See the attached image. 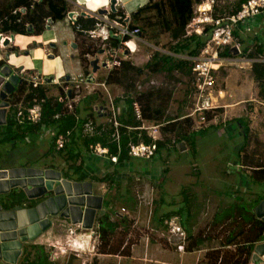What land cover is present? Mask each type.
Listing matches in <instances>:
<instances>
[{"label":"rangeland","instance_id":"374dc122","mask_svg":"<svg viewBox=\"0 0 264 264\" xmlns=\"http://www.w3.org/2000/svg\"><path fill=\"white\" fill-rule=\"evenodd\" d=\"M69 1H72V3L78 2L77 0ZM146 1L147 0H140V2L144 4L146 3ZM109 2L110 4L106 6L107 9L111 8L112 3L111 1ZM237 3L238 0H218V3H216L215 5L216 14L224 13L225 11H231ZM95 4H93L92 6H98ZM115 6L117 9H122L127 13H131L130 10H128L129 6H125V4L119 2ZM82 9H84L85 11V8ZM78 10L73 11L81 13L80 10ZM90 12L92 11H85V13ZM133 12L134 10L132 11V13ZM102 17L106 18L104 14H102ZM108 18L110 19V16H108L107 19ZM133 22L135 25L143 28L141 22L132 21V23ZM58 23H62L58 25L60 28L64 25L68 26V24L66 23L71 24L68 16ZM236 30V35L241 42L242 48H254L257 39L256 37H259L260 39H262V42H264V25H261L260 27L256 25H250L249 29H247L246 26H242L240 28L237 27ZM144 32L145 34L137 39L136 51L132 53L129 52V55L126 58L140 67L145 66L156 49H160L162 51H170V47H172L175 43L168 32L159 33L157 30H144ZM60 34L61 36L63 35L62 30L60 31ZM75 34L76 40L81 47H86L87 44L92 43L94 46H96L95 49L99 52V55L102 54L103 56H105V54H103L105 53V46L102 44V37L94 38L85 36L83 33L79 34L76 31ZM12 35L13 34L0 35V52L4 57H6L7 53L12 54L10 52L13 51V53L15 54V58L18 59L19 57L24 56L25 52L18 53V51H21V47L19 46V48L18 46L14 45V38ZM35 36L38 35H29L27 36L28 38L18 37L19 41H21L22 43V46L27 45L26 48H24L25 50L23 51L30 49L29 47L32 46V44H26L25 41L29 38H34ZM252 39L253 41L250 42V40ZM7 41L9 42L7 43ZM44 41L45 38L43 39L42 37L41 43ZM31 42L33 43V46L40 43L37 37H35ZM60 43L62 46L60 50H50V52L52 53L58 54L59 52H61V54L58 58H56V60L52 59L55 60V63L53 61L51 63L52 65L50 64V70L52 73H50L49 75H55L57 80L62 76H66L64 71L62 72V70L65 69L66 65L67 68L75 70H70L72 72L70 75L71 78L81 79L82 76L80 74L85 75V68L89 69L86 62L84 63V68H82L79 63L80 56L78 53H80L81 49L76 52L74 51V53L79 57H68L63 54L62 49L64 46L70 44V40L68 39V37L61 38ZM48 46L50 47V45ZM12 49H14L15 51ZM66 52L67 51H65V53ZM32 57L33 58H31V61L33 64H35L38 56L34 53ZM260 58L264 59V56ZM47 63L49 64V61ZM27 65H13L12 69H26V75H29L32 71H34L35 75H42L41 72H38V70H31L32 68ZM39 65L40 63L38 65L35 64L36 67ZM227 68L228 71H231V73H233L230 79L223 80V72H221V75L216 79L215 87V94L217 96L215 104L226 106L217 108L216 115H209V125L206 127H202L201 129H207L205 132L194 135L197 155L192 152L191 148L188 150V152H183L179 150L178 145L175 147V140L177 138V134H179V131H181L182 133H187L190 136L195 132L198 133L197 131H199V129H195L192 118L188 116L191 107L190 90L192 84V71L185 70L184 73L175 71L171 74L166 72L152 73L145 70L142 74L139 75L131 73V76H129L127 81L125 80L126 82L123 85L116 83H106L107 88H105L101 84V82L105 80V74L108 70L102 69L100 71H97V76L93 78L91 85H87L86 83H84V79L80 81L81 91L84 95H86L80 101L79 107H81L83 110L79 114H82V116L84 117L92 116L88 115L90 112H92V109H90L89 107L91 103H94L95 101H91L86 98L91 94H97V99L102 102H106L109 97L113 98L118 103L123 113L122 106L127 107V86L131 85L132 82L133 85H135V89L137 88V92L154 93L152 100L155 104L165 107V116L170 115L174 117L173 119L177 118L175 120H172L164 117L161 121L146 120L148 124H161L162 139L164 137V126H168V124L173 121L181 122V126L183 129H177L176 133L172 130H169L171 129V127L168 126V130H166L165 134L166 138L168 139L166 148L162 149L160 153H158L159 155L152 159L154 160L153 163L151 162L149 163V165H147V167L151 169L154 174L153 180H155L152 183L156 188V199L157 201H162V199L164 201V203L162 204H157L158 212L156 216H160V214L162 216L164 212L173 210L175 207V203L178 204L180 203V201L181 204L182 201L183 204L188 203L189 208L191 209V215H185L184 219L186 221L188 220L187 224L194 226V229H192L194 236L199 235L200 232H205L204 235H211L212 239H206L204 243L200 244L192 251L183 254L172 251L171 253L169 252L167 256L160 255V258L156 264H163L162 261H170L173 264H198L202 261H208L206 254L212 252V250H217L216 247L220 245V241L222 243H225V237L228 236L229 231L236 233L239 229H245V235L238 237L237 240L241 242H248L247 240L249 239L247 238V231L253 229V226L250 225V223L242 219V214L238 212L239 207L236 206L241 205L247 207L250 210H254L256 208V204L264 197V183L256 182L251 178V176H246L253 172V170L251 168L241 167L240 162H236L237 158L234 156L236 152L238 153L242 151V155L245 157L243 159L244 163H247L248 165H256V163H261V159L264 157V105L261 103L263 100L258 96L259 84L255 79V75L251 70L250 65L247 63L244 64L243 61H239L234 64H228ZM105 70L106 73H104ZM227 70L222 69L221 71L225 72ZM92 86L95 88H93L92 93H90L89 90ZM219 88L226 89L227 92H223V96H221L217 93ZM45 89H47V95L49 97H54L55 100H57L59 95L62 94L61 88L59 86H55L54 83L45 86ZM178 115L180 116L176 117ZM94 117L99 124L104 122L101 117ZM237 117H244L249 120V135L247 138L248 142L246 148L244 149H238L239 145L243 143L244 138L240 134L241 130L238 128L236 122H234V119ZM231 121L232 126L229 127V122ZM53 133L54 132L52 131L51 135ZM50 137L51 136H49V134L47 133L46 136H44L40 141L25 143L23 146H21L22 151L24 150L23 152H21V149L15 150H18L19 152L17 154L15 153L17 155H15V158H13L15 151H13L12 148L7 146L6 148L9 150L3 151L0 147V152L3 151L4 154H6L0 159V166H2L3 164L5 166H8L9 164H14V162H16V164L21 162V164L23 165L24 163L22 162L28 160L27 157H29V159L33 158L34 160L40 161V164H44L46 161L54 164L55 161H50L49 159H47V157L42 156L44 150L48 146ZM187 143L189 147L192 145L190 141H187ZM25 150L27 152H25ZM240 159L242 160V156L240 157ZM152 160H149V162ZM241 170H243L246 175H243ZM241 175L242 178L248 181V183H244L243 181H241ZM236 178H239L238 183ZM157 180H161V184L158 185V187ZM231 180H233L232 182H234V184L230 182ZM96 181L99 186L104 183L102 182V180ZM227 181H229L230 183H228ZM137 184L138 182L134 180V177H129L125 185L122 184V186H124V189H126L127 187L128 191L134 194V190L137 188V186H139ZM98 185L95 186L96 192H100L99 190H101L99 189ZM246 187L249 188L246 189ZM14 189L19 190L20 186H17ZM117 192L118 190L114 189L111 193L113 195V193L116 194ZM185 196H187V201L184 202ZM10 198H12V196L9 194V192L0 193V202L2 201L1 204L7 203ZM27 198L29 199V197ZM122 203L119 201L115 204V206H121ZM231 205L235 207H230ZM131 210L133 217L129 218L131 223L130 225H128V229L124 226H121V228L118 229V234L113 237L111 243L117 244L120 242V240L124 239L121 249H126L130 242H134V244L132 245L133 248L135 244L142 242V238L149 233V236L152 239V244L157 248L156 251H169L170 248H168L167 245L170 243L168 242L167 238L165 236H163L164 238L158 236L155 231L151 229V227H156L157 224L156 222L154 223V221L151 219L152 215L149 206L147 207L145 205L140 211H136V209ZM51 219L52 221H54V225L51 228L55 229L52 231V236H48L50 237L49 240L47 239L48 233L44 236L34 239L38 244H43L46 251L48 252L51 247L50 245H53L52 243H57L56 240L58 236H61L62 240L64 239L65 233V229H63V226L60 225V216H52ZM252 234H255V231L252 232ZM74 238H76L77 242L75 243L78 246H85L83 244V240H81V237L79 239L77 238V235H74ZM84 238L86 239L87 237H83V239ZM58 240H60V238H58ZM192 242L193 239L191 240V243ZM199 250H202V252ZM221 250L223 252H236V249L233 247H223ZM84 251L85 248H81L80 252L82 253L80 254H77L76 251H70V253L65 252L63 256L59 255L58 258L52 260V263L93 264L95 259H97L98 262L100 261L98 259L100 255L98 247H95V249L94 247H92L89 252L84 253ZM116 255L121 256L122 260L127 259L126 256L119 254ZM222 255L223 254H221V256ZM199 258L202 261H200ZM106 262L109 264H119V261L114 257H108ZM128 262L129 260H125L124 264H128ZM149 263L151 262H148V264Z\"/></svg>","mask_w":264,"mask_h":264},{"label":"trees","instance_id":"16d2710c","mask_svg":"<svg viewBox=\"0 0 264 264\" xmlns=\"http://www.w3.org/2000/svg\"><path fill=\"white\" fill-rule=\"evenodd\" d=\"M201 0H158L153 1L149 0L145 5L137 7V9L131 14L132 21L141 22L143 28H141V36L145 34L144 30L158 31L159 33L168 32L175 42L170 51H162L156 49L152 54L151 58L147 61L145 66L140 67L135 65L132 61L128 59H122L121 65L115 66L106 76L107 83H116L124 84L131 73L142 74L145 70L152 73H173L175 71L184 73L185 70H191V57L198 55L201 49L205 46L207 40L210 37L211 27L208 26L202 34H187L186 27L190 22L194 14V5ZM246 0H238L234 11H237L241 4ZM72 3L69 0H0V34H31V35H41L48 26L53 22H58L67 16L68 12L71 10ZM119 14L114 12L110 13L111 18L117 17ZM78 22L82 25L84 29H91L96 25L97 19L95 16L89 14H82ZM133 27L137 26L132 23ZM80 34L81 32L78 31ZM235 33L237 31L235 30ZM158 35V34H157ZM113 48H118L120 46V40L118 38L110 39ZM246 49V54L249 57H263L264 56V43L261 39H256L254 48ZM95 46L90 43L86 47L82 46L81 51V61L84 64L88 63V58L85 56L87 52H95ZM248 50V53H247ZM223 56H231L232 53L226 51L222 53ZM262 55V56H261ZM5 63L4 60H0V66ZM87 73L89 72L85 68ZM253 71L256 79L259 84V97L264 99V60H255L253 63ZM126 80V81H125ZM131 86V87H130ZM12 90L9 97L10 104H15L20 102L22 99L27 101L31 99L35 93H38L40 97H43L45 100L43 102V111L42 119L36 125H24L23 131L17 130V122L15 120L16 108L11 106L7 112L6 120L4 123H0V147L3 151L8 150L6 147L10 146L11 142L18 140L19 142H25L26 137L30 135L31 138L36 139L37 135L41 132L43 128H52L55 130V135L52 138L50 147L44 156H50L52 153L65 156L68 160L76 163L78 159L82 157V153L79 150L80 147H83L88 151L90 143L100 142L103 145H109L111 153H116L118 151V146L115 143L109 142L111 129L107 128L102 131L100 134H96L91 137H81L82 125L87 120L88 117H93L95 114H98L96 111V105H102L105 102L99 101L97 99V94L88 95V98L91 101L90 112L88 115L92 116H82L81 111L83 110L80 105L76 109V114H79V118L74 113L65 114L61 118H54V115L57 111L61 110L62 103L54 99V97H49L45 89V86L40 85L38 87H33L27 82L19 81L15 86H11ZM128 96H127V106L128 111L126 114H120L119 118L124 124L131 126H139L142 121L138 120L134 112L133 102L137 101L141 105L142 117L146 120L161 121L164 117L167 119H173V116H165V107L155 104L152 100L154 93H139L135 85L131 82V85L127 86ZM133 89V90H130ZM137 93V95H136ZM180 115L176 116L179 117ZM189 120V119H186ZM184 120V121H186ZM237 122L242 126L245 137L249 135V126L248 123L242 118L239 117L236 119ZM171 121V120H168ZM169 127L176 133L177 129H183L181 122L173 121L168 124ZM168 126L163 127V139L158 141V152L164 148L168 143L166 138V130ZM102 127V126H100ZM205 130H200L198 132L202 133ZM71 131V136L69 142L62 149L56 148V137L57 134L61 132ZM141 131L139 129H127L126 127L121 128V155L120 160H130L133 158L128 152V144L133 142H138L140 138L144 139L146 142H149L151 139L146 134L142 132V137L139 136ZM195 134L188 135L187 133H182L179 131L177 138L175 140V147L179 142L190 141L192 148L195 151ZM188 144V143H187ZM247 145V144H245ZM191 147V146H190ZM79 148V149H78ZM78 149V150H77ZM0 152V159L6 154ZM43 156V155H42ZM247 157V156H246ZM247 164V163H245ZM250 165V164H249ZM51 166H55L52 164ZM253 167V174L257 179L264 181V168L262 163H256V165H250ZM77 169H81L80 166ZM69 170L64 169V176L71 178ZM117 174V173H116ZM115 172L113 174L105 175L104 177H97V179L105 181L109 180L110 182L115 181ZM9 194L12 196L11 201L5 203L7 206L14 207L23 205L25 202L26 194L22 189H12ZM34 204L33 202L31 203ZM112 213L115 211L110 208ZM110 210L99 216L97 219V235L101 241L99 245V253L102 254H121L128 256L131 254V247L134 242H130L126 249H121V246L124 242L120 240L119 243H111L113 237L118 234V229L121 226H124L128 229L130 225V220L126 216L118 215L116 219H112ZM232 210V209H230ZM238 212L242 214V219L250 223L253 226V229L247 231V240L248 242L238 241L237 238L245 235V229H239L238 232L229 231L228 236H226L225 243H222L224 246L236 244V252H223L220 248L217 250H212V252L206 254L208 261H202V264H248L253 253L255 243L264 239V220L254 213L253 210L248 209L245 206H239ZM173 214H179L182 218L183 225L188 228L186 220L184 219L185 214H190L189 204L184 203L177 210L166 211L162 215V222L166 217H169ZM188 221V220H187ZM193 242L189 243L187 249L192 251L194 248L204 243L206 239H212L211 235H204L203 232H200L199 235H193L191 229H187ZM255 231V234L252 232ZM250 234V235H249ZM221 254H223L221 256ZM199 263V264H201ZM19 264H53L50 258V253L46 251L43 244H27L23 251V256L19 261ZM93 264H98L97 259L94 260Z\"/></svg>","mask_w":264,"mask_h":264},{"label":"built area","instance_id":"2783aa9c","mask_svg":"<svg viewBox=\"0 0 264 264\" xmlns=\"http://www.w3.org/2000/svg\"><path fill=\"white\" fill-rule=\"evenodd\" d=\"M216 3H218V0H201L196 3L194 5V14L186 27L187 34L189 35L194 33L202 34L208 26L211 27L210 37L205 46L201 49L198 55L191 57V107L188 116L192 118L195 129L199 130L202 129V127L209 125L210 114L216 115L218 105L215 104L214 93L216 79L220 74L221 67L224 65V57L222 53L229 51L235 54V50H237V54L243 53L241 42L234 32L235 28L239 24L246 26L247 29H249L250 25H256L259 27L264 25V0H246L241 4V7L237 11L232 9L231 11H225L220 14H216ZM116 4L117 3L114 2V7L112 8L111 6L110 9L103 7L105 9L104 13H100L99 10L85 13L86 15L89 14L95 16L97 19L96 25L91 29H84L78 22L82 13L70 10L67 14L76 32L80 31L85 36L94 38L102 37L101 41L105 46V53H103L105 56L102 54L99 55L97 50L93 53L87 52L85 54L88 58L89 72H84L85 75L80 74L82 76L81 79L69 78L58 81L56 76H54L53 79L49 81L46 79L47 77L38 80L27 77L26 69L18 70L12 69V67L9 66L3 67V69L6 68L7 72L10 74L5 77V80L2 82L3 85L0 87V94L5 87L4 97L0 100V104H2V108H5V114H7L11 106L16 108L15 120L17 122L18 131H23L25 124L32 126L41 121L43 102L45 99L40 97L38 93H35L34 96L27 101L22 99L18 103L10 104L8 100L12 90L11 86H15L19 81L27 82L33 87H38L40 85L48 86L51 83L57 84L61 86L62 90V94H60L57 99L58 102L62 103V108L55 113L54 118H61L63 115L71 113H74L77 118H79V114H76L75 112L76 107L86 95L81 91L80 81L84 79V83L91 85L92 80L97 76V71L99 69L104 68L108 70L106 73L107 76L112 68L121 65L122 59H126L129 52L132 53L136 51L137 39H139L142 32L141 28L139 26L133 27L130 13H127L122 9H117L115 6ZM112 12L119 15L115 18L110 17V19H107ZM102 14H104L106 18H103ZM111 38H118L120 40V46L118 48H113V45L110 42ZM94 60H97V67L92 63ZM12 76L16 78L15 84H10ZM106 83V80L101 82L105 88H107ZM93 88L95 87L92 86L90 88V93H92ZM262 100L261 103L264 105V99ZM133 107L137 119L142 121L139 126L124 124L120 120L119 115L122 114V111L120 106L114 102L113 98H110L108 102L102 105L95 106L98 114L105 117V123L107 125L99 128L94 118L88 117L82 125V136L91 137L110 128L109 142L115 143L118 146V151L116 153H111L109 145H103L100 142H96L89 144L88 150L91 153L108 158L114 163H119L121 155V128L126 127L127 129H144L151 139L149 142H146L142 138H140L138 142L131 141L128 144V152L131 156L146 160H152L157 156L158 141L162 139L161 124H148L142 117L141 105L137 101L133 102ZM70 136L71 131L57 134L55 140L56 148H64ZM139 136L142 137V132H140ZM261 160L263 165L261 167L264 168V157ZM3 209L7 210L6 208ZM121 213L122 215L129 214L125 207L121 208ZM260 213H263V211ZM164 222L166 226V234L164 235L170 245H174L181 253L188 251L187 247L191 242V238L182 223L180 215L173 214L167 217ZM76 235L78 236V233ZM92 237L94 238V247H99L101 243L99 235H94ZM262 242H264V239L263 241H259V243ZM72 244H75V242H69L68 245H53L54 250L51 254V260L58 258L59 254L63 252L76 251L78 253L79 249ZM223 247H233L236 249V244L233 243ZM251 264L254 263L252 262Z\"/></svg>","mask_w":264,"mask_h":264},{"label":"crops","instance_id":"0c3cea01","mask_svg":"<svg viewBox=\"0 0 264 264\" xmlns=\"http://www.w3.org/2000/svg\"><path fill=\"white\" fill-rule=\"evenodd\" d=\"M77 1H78L77 3L76 2L72 3V1H71V3L73 4L71 10H78L80 8L79 9L80 12L82 14H85V11H87V10H90L92 12H95V11H97V10L103 8V7L108 6L110 4L109 1H112V0H107V1L105 0V3H103V5L100 2L99 3H96L95 2L96 4L93 3V4L98 5V6H92L93 4H89V3L85 2L84 0H77ZM119 2L122 3V4H125V6H129V9L128 10H130V12H131L130 15H131L133 10L135 11L137 9V7H139L141 5H145L148 2V0L146 1L145 4L141 3L140 0H116V3H119ZM76 7H79V8H76ZM235 7H236V5L234 6V8ZM82 8H85V11ZM58 22H60V21H58ZM58 22L51 23L48 26V28L41 35L35 36V37L38 38V41L40 43H41L42 37H43V39L45 38V41L42 42L41 45H40V43H38V44H35L33 46V43L31 41L34 40L35 37L34 38L27 39L25 41V43L26 44H28V43L29 44H32V46H30L29 47L30 49H28L26 51H23V50H25L24 48H26L27 45H25V46L23 45L22 46L21 45L22 43H21V41H19L18 37L28 38L27 36H29L31 34H29V35H27V34H13L12 36L14 38L13 39L14 45L15 46H18V47L19 46L21 47V48L19 47L21 51H18L17 50L18 53L25 52V55L19 57L18 59H16L15 62L11 61V57H9L8 58L9 59V62H8L7 55H6V57H4L2 55V53L0 52V60H4L5 61V63L3 65L8 64V65L11 66L13 64L15 66H17V65L19 66V65H27L28 64L27 66H30L32 68L35 65L31 61V56L35 53L36 55H39V57H40L39 58L40 59V66H38V68L35 66L31 70H38V72H41L42 73V76L48 77V76H50L49 74L52 73L51 70H50L51 69L50 68V64L54 61L52 59H55L56 60V58H58L59 55L61 54V52H59L58 54L52 53V52H50V50L51 49H53V50L59 49L60 50L61 47H62L61 46V43H60L61 42V38H66V37H68V39L70 40V44H68V45H66V46L63 47V49H62L63 54L65 56H68V57L69 56H72L74 58L81 56V50L80 49H82V47L79 45V43L76 40V34H75L74 27L71 24L66 23L70 27L64 25V26H62L60 28L58 25L59 24H62V23H58ZM65 22H67V21H65ZM242 26L243 25L239 24L237 27L240 28ZM237 27L235 28V30L237 29ZM61 30H62V33H63L62 36L60 34V31ZM235 30H234V32H235ZM235 34H237V33H235ZM50 37H52V38H50ZM47 38H50V39H47ZM256 38L260 39L259 37H256ZM251 41H253V39L250 40V42ZM261 41H262V39H261ZM8 42L9 41H7V43ZM7 45H9V44H7ZM48 45H50V47ZM11 47H13V46H11ZM245 48H248V50H250L251 47H243L242 48L243 49V53L242 54H237V53L234 54V53H232L231 56H223L224 57V60H223V64L224 65L220 69V73L223 72V80H229L230 77H231V75L233 74V73H231V71H228L227 70L228 69L227 68V65L228 64H234L236 62L243 61L244 64L245 63L249 64L251 70L253 71V63H254V61L255 60H260V59L261 60H264L263 58H260V56L259 57H249L246 54V52H245L246 51ZM12 50H14V49H12ZM78 50H80V53H78L79 56H77L74 53V51L76 52ZM248 50H247V53H248ZM65 51H67V52L65 53ZM10 53H12V54H10V56L15 55L13 53V51L10 52ZM50 54H54L55 57L54 58H50L49 57ZM245 56L248 57V58H246ZM48 61H49V65L47 63ZM79 63L81 65V67H82L81 57H79ZM0 67H2V66H0ZM1 69L2 68H0V73H1ZM102 69H104V68H101L98 71H100ZM222 69L223 70H227V71H225V72L224 71H221ZM70 70L71 71H75L74 69L67 68L66 65H65V69L62 70V72L64 71V73L66 74V76L67 75L70 76L71 73H72ZM32 72L34 73V71H32ZM104 73H106V70L104 71ZM253 73H254V71H253ZM220 75L221 74H219V76ZM66 76H62V77L65 78ZM255 79H256V77H255ZM256 81L258 83V80L257 79H256ZM55 86H59V85L55 84ZM59 87L61 88V86H59ZM238 91H240V90H238ZM215 92H216V90H215ZM223 92L226 93L227 90L226 89H223V88H219L218 91H217V93L219 95H221V96H223L222 95ZM238 94H241V93H238ZM214 95H215V100H216V97L217 96H216L215 93H214ZM258 96H259V91H258ZM110 98L111 97H109L106 102H108L110 100ZM260 99H262V98H260ZM114 102L117 103L115 100H114ZM221 106H226V105H218V108L221 107ZM122 109H123V113L126 114L127 111H128V106L127 107L126 106H124V107L122 106ZM6 115L7 114H5L4 116H1L0 115V123H4V121L6 120ZM94 116L101 117L102 120H104V122L99 124L95 120V117ZM94 116H93V118H94L95 122L98 124L99 128H100V126L107 125L105 123L106 119H105L104 116H102L100 114H95ZM237 118H239V117H237ZM237 118L234 119V122H236L238 128L241 130V133L240 134L244 138L243 143H241L239 145V148L238 149H244L247 146L245 144H247V142H248V140H247L248 137L247 138L245 137V134L243 132L242 126L236 120ZM242 118L246 121V123H248V126H249V120L247 118H244V117H242ZM231 126H232V121L229 122V127H231ZM52 131L54 133L51 135V132ZM139 131L146 132V130H144V129L143 130H140L139 129ZM47 133L51 137L49 139L47 148L43 152V156H44V154L48 151V149L50 147V143L52 141V138L56 134L55 133V130H53L52 128H43L41 130V132L37 135L36 139H34V141H33V138H31L30 135H29V136L26 137V141L25 142H19L16 139L13 142H11V144H10L9 147L12 148L13 151H15L16 149H18V150L21 149V152H23L24 150L22 151L21 146H23L25 143H32V142L40 141V140L43 139L44 136H46ZM199 133L200 132H198L197 134H199ZM81 137L84 138L82 136V132H81ZM195 146H196V144H195ZM190 148H191L192 152L195 155H197V149H195V151H193L194 149L192 148V145H191V147H189V145L186 142H185V147H183L182 149L179 148V150H181L183 152H188V150ZM18 150L14 152L13 158H15L17 156L16 154L19 153ZM79 150L81 151V153L83 155H82V157L80 159H78V161L76 163H74L73 161L68 160L63 155L61 156V155L56 154L54 152L50 156H44V157H47V159H49L50 161H55V163H54L55 166L54 167L51 166L53 163H50V162H47L46 161L44 164H40V161L34 160L33 158L32 159H29V157H27L28 160L23 161L22 162V163H24L23 165L21 164V162L20 163H17V164H16V162H14V164H9L8 166H5L3 164L2 166H0V169H9V168H12V167H17V166H19V167H37V168H43V169H46V168H54V169H57V170L61 171L63 177H65L64 174H63L64 169L65 170H69L70 171L69 173L71 175V178L65 177V178H67L69 180H72V181H76V180L77 181L78 180L79 181H89L90 180V181H92L93 192L96 193L98 196H101L103 198V208H105V210H106L105 213L107 211H109L110 208H112L115 211V213H112L111 210H110L112 219H116L118 215H120V216H126L128 218H131V217H133L132 216L133 214H132V210L131 209H136V211H140L146 205L147 207L149 206V208L151 209L150 210L151 215H152V218L151 219L154 221V223L156 222V224H157L156 227H151V229L153 231H155V233L158 236H161V237L165 236L164 234H166V226H165V222L164 221H165V219L167 217L162 222V216H161V214H160V216H156V214L158 212L157 204H162V203H164V201H163V199H162V201L161 200H158L157 201L156 196H155V194H156V188H155V185L152 183L155 180V179L153 180L154 174H153V171L147 167V165H149V163H151V162L153 163L154 160H152V161L149 162V160H146V159H143V158L133 157L130 160H127V159L124 158V160H120L119 163H114V162L110 161L108 158H105V157H102V156L95 155V154L91 153L88 149H87L88 151H86L85 149H83V147H80ZM25 152H27V151L25 150ZM157 155H159V154H157ZM241 156H242V160L240 159ZM234 157L237 158L236 162L237 161L240 162L241 167L251 168L253 170V167L252 166L244 163V160L243 159L245 157L242 155V151H240L238 153L236 152ZM261 163H262V160H261ZM102 165H103V167H102ZM78 166H80L81 169H77ZM151 167H152V165H151ZM241 171H242V174L243 175H246V173L243 170H241ZM114 172H115V174L117 173L115 175V181L114 182H110L109 180H105V181H102L104 183L101 186H99L97 184V181L96 180H99V179H97V177H104L105 175L113 174ZM246 176H251V178L254 179V181H256V182L264 183L263 180L257 179L255 177V175L253 174V172H251L250 174H248ZM129 177H134V180H136L138 182L137 185H139L134 190V194H132L131 192H129L128 189H127V187H126V189H124L123 188L124 186H122V184L125 185V183L127 182V179ZM236 179H237V183H238L239 178H236ZM240 179L244 183H248L247 180H245L244 178H242V175H241ZM232 181L233 180H231L230 182L232 184H234V182H232ZM227 182L230 183L229 181H227ZM107 184H108V186H107ZM160 184H161V180L158 181L157 187ZM96 185H98L99 186V189H101V190H99L100 192H96L95 191V186ZM247 188H249V187H246V189ZM114 189H117L118 192L116 194L113 193V195H112L111 192ZM6 193H8V192H6ZM10 201H11V198H10V200L8 202H10ZM119 201L121 203L124 202L125 204L122 203L121 206H117L116 207L115 204L117 202H119ZM185 201H187V196H185V198H184V202ZM208 201H209V199H208ZM32 202L34 203V202H36V200L35 199H30L29 200L27 198V196H26V199H25V202H23V205H26L27 204V206H25V207L28 208V207H31V203ZM237 202H239V201H237ZM2 204H3V207L6 208L7 210H10V209H12V208L15 207V206L14 207L7 206L5 203H2ZM154 204H155V206H154ZM180 204H181V201L178 204L175 203L174 204L175 207H174L173 210H177L181 206H183V201H182V204L181 205ZM19 206L22 207V205H19ZM239 206H236V207H239ZM122 207H125L128 210V213L129 214L122 215V213H121V208ZM230 207H235V206L231 205ZM257 208H258V210L260 212L264 211V197L256 204V208L253 210L254 213L256 214V216L259 217V215L257 214ZM185 215L190 216L191 215V209H190V214H185ZM157 219H158V221H157ZM181 220H182V218H181ZM59 221L61 223L60 225L63 226V229H65L64 239L62 240V237L57 235L58 238H60V240H58V238L56 237L57 238V240H56L57 243H52L53 245H68L69 242H72L73 241L74 235H76L78 233V236L77 237L79 239L81 237V240H83V244L85 246L84 247H81L79 245V252L77 254L82 253V252H80L81 248H85V251H84V253H85V252H89L92 249V247H94L95 244H94V241H93V237H91V236H92V234H93V236L94 235L96 236L98 234L97 233L98 225L94 229H90V232L88 234L82 235V230L83 229L76 228V226L71 223V220H70L69 217L60 216V220ZM187 225H188V228L186 226H184L185 229L186 230L187 229H191L192 234H193V230L192 229H194V226H191L190 224H187ZM54 229L55 228H49V230L45 231L41 236H44L45 234L48 233L47 237L48 236L51 237L52 234H53L52 231ZM187 232H188V230H187ZM149 235H150L149 233L146 234V236L142 238V242H140L138 244H135V246H133V248L131 247V254L128 255V256H126L127 259L122 260V257L121 256H117L116 254H102V253H100V255L98 257V259L100 261L98 262V264H102V263L105 264V263H107L106 260H107L108 257H114V258H116L119 261V264H124V261L125 260H129L128 264L129 263L130 264H148V262H151L149 264H156L158 262L159 258H160V255L167 256L168 253L169 252L171 253L172 251H176V252H178L180 254H183V253L179 252L174 245H170V244L167 245V247L170 248L169 251H167V252L156 251L157 248L152 244V242H151L152 239H151V237ZM41 236H39V237H41ZM50 237H48L47 239L49 240ZM83 237H87V238L86 239L85 238L83 239ZM27 243L28 244H30V243L38 244L37 242H35V240H33L31 242H24L23 243V247H22V253L19 256L18 262L15 263V264H19L20 258H21V256H23V251H24V248L27 245ZM79 243H82V242H79ZM258 243L259 242L255 243L254 250H255V246ZM53 245H50L51 247L49 249L50 258H51L52 251L54 250ZM223 246L224 245H222V242L220 241V245L218 247H216V248H223ZM94 249H95V247H94ZM199 251L202 252V250H199ZM68 252L70 253V251H68ZM186 252H189V250L186 251ZM186 252H184V253H186ZM64 254H65V252L60 253L59 255L60 256L61 255L63 256ZM253 254H254V251H253V253L251 255V259L249 260V263L248 264H251L252 263V256H253ZM113 255H116V256H113ZM119 255H121V254H119ZM200 261H202V260L200 259ZM162 263L163 264H173L170 261H162ZM0 264H13V263H9V262H6V261H3L2 259H0ZM107 264H109V263H107ZM179 264H181V263H179Z\"/></svg>","mask_w":264,"mask_h":264},{"label":"water","instance_id":"95a60500","mask_svg":"<svg viewBox=\"0 0 264 264\" xmlns=\"http://www.w3.org/2000/svg\"><path fill=\"white\" fill-rule=\"evenodd\" d=\"M111 2L113 8L115 0ZM99 12L104 13L105 9H99ZM9 57L10 54L7 53V58ZM49 57L54 58L55 55L50 54ZM92 63L97 67V60ZM9 74L6 68L1 70L0 87ZM53 77L51 75L46 79L49 81ZM15 80L12 76L10 84H15ZM4 90L0 94V100L4 97ZM0 115H5L2 104ZM178 146L182 149L185 142H180ZM17 186H20L29 199L37 200L31 207H25L26 204L10 210H4L0 203V259L9 263L18 262L24 242L33 241L53 227L52 216L69 217L76 228L83 229L82 235H86L91 228L96 227L97 218L106 211L103 208V198L93 192L92 181L69 180L54 168L17 166L0 169V193L10 192ZM257 214L264 220V211L260 213L257 208ZM74 240L76 239L73 242ZM72 245L79 249L76 243ZM252 262L264 264V242L255 246Z\"/></svg>","mask_w":264,"mask_h":264},{"label":"bare ground","instance_id":"6f19581e","mask_svg":"<svg viewBox=\"0 0 264 264\" xmlns=\"http://www.w3.org/2000/svg\"><path fill=\"white\" fill-rule=\"evenodd\" d=\"M85 2H87V3H89V4H93V3H97V2H100L102 5H103V3H105V0H84ZM107 1V0H106ZM144 4V3H143ZM38 56V58L36 59V65H38L39 63H40V57H39V55H37ZM31 58H33L32 56H31ZM11 61H13V62H15L16 61V58H15V55H12L11 56ZM42 61V60H41ZM42 63V62H41ZM54 63H55V60H54ZM34 64V65H35ZM32 65V64H31ZM49 65V64H48ZM40 66V65H39ZM31 68V67H30ZM33 68V67H32ZM37 68H38V66H37ZM36 68V69H37ZM27 77H29V78H35V79H38V80H41L43 77H45V76H42V75H35L34 73H30L29 75H26ZM65 78L64 77H61L60 79H58V81H62V80H64ZM74 242H77L76 240H74ZM81 247H83V246H81Z\"/></svg>","mask_w":264,"mask_h":264},{"label":"clouds","instance_id":"9594fccd","mask_svg":"<svg viewBox=\"0 0 264 264\" xmlns=\"http://www.w3.org/2000/svg\"><path fill=\"white\" fill-rule=\"evenodd\" d=\"M115 2H116V0H115ZM141 6H142V5H141ZM74 29H75V28H74ZM81 51H82V49H81ZM7 66H9V65H7ZM3 67H5V66H3ZM9 67H10V66H9ZM82 68H83V67H82ZM2 69H3V68H2ZM2 69H1V70H2ZM85 72H87V71L85 70ZM50 76H51V75H50ZM69 78H71V77L69 76ZM69 78H67V76L65 77V79H69ZM145 120H146V119H145ZM182 142H184V141H182ZM179 143H180V142H179ZM179 143H178V144H179ZM260 218H261V217H260ZM262 219H263V218H262Z\"/></svg>","mask_w":264,"mask_h":264},{"label":"flooded vegetation","instance_id":"af4514ba","mask_svg":"<svg viewBox=\"0 0 264 264\" xmlns=\"http://www.w3.org/2000/svg\"><path fill=\"white\" fill-rule=\"evenodd\" d=\"M87 63V62H86ZM88 65H89V63H87ZM82 67L84 68V64L82 63ZM0 68H3V66L2 67H0ZM34 68V67H33ZM87 70H89V69H87ZM9 71V70H8ZM55 76V75H54Z\"/></svg>","mask_w":264,"mask_h":264}]
</instances>
